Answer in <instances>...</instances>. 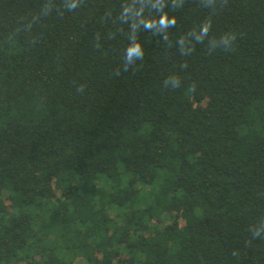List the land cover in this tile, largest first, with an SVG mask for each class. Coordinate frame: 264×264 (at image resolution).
<instances>
[{"label":"trees","instance_id":"1","mask_svg":"<svg viewBox=\"0 0 264 264\" xmlns=\"http://www.w3.org/2000/svg\"><path fill=\"white\" fill-rule=\"evenodd\" d=\"M0 264H264V0H0Z\"/></svg>","mask_w":264,"mask_h":264}]
</instances>
